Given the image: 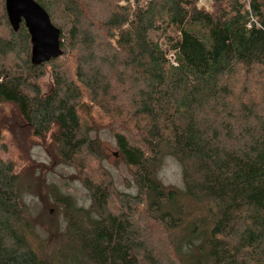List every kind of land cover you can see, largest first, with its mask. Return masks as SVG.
Returning <instances> with one entry per match:
<instances>
[{
    "label": "trees",
    "instance_id": "trees-1",
    "mask_svg": "<svg viewBox=\"0 0 264 264\" xmlns=\"http://www.w3.org/2000/svg\"><path fill=\"white\" fill-rule=\"evenodd\" d=\"M35 1L60 30L63 56L75 58L76 80L54 69L60 58L34 66L25 24L14 32L7 16L12 39L0 38V59L24 53L28 67H0V107L14 105L34 136L51 134L67 165L94 142L80 129L85 96L110 120L133 124L143 145L124 133L115 141L139 205L164 225L171 249L151 247L134 211L106 213L108 181L91 185V209L61 201L68 233L49 253L22 171L0 157V264H264V0H211V11L199 0ZM164 152L198 207L184 211L156 179Z\"/></svg>",
    "mask_w": 264,
    "mask_h": 264
},
{
    "label": "rangeland",
    "instance_id": "rangeland-1",
    "mask_svg": "<svg viewBox=\"0 0 264 264\" xmlns=\"http://www.w3.org/2000/svg\"><path fill=\"white\" fill-rule=\"evenodd\" d=\"M206 9L212 10L211 2ZM0 38L12 39L5 0H0ZM0 67L13 73L26 70L28 67L26 54L9 55L5 60L1 58ZM54 69L67 79L76 80V60L73 56L66 54L60 57ZM52 71L53 67L43 70L45 74L42 75L39 84L43 93L50 89ZM79 117L83 137L94 142H91L90 148H85L79 153L74 163L67 165L55 152L51 144V134L45 139L34 136L33 129L27 126L14 105L5 104L0 107L2 128L0 157L11 161L22 171L23 184L29 188L30 193L27 202L39 220L38 238L46 242L49 253L55 248L62 247L60 244L63 243V236L67 235L68 229L66 211L61 201L69 198L76 207L91 209L95 200L94 188L91 185L105 186L109 181L110 188L106 194L109 196V203L106 213L119 217L123 210L134 211L135 229L144 230V237L151 247H158L162 253L170 252L168 232L163 224L150 219L151 213L146 212V205H139L140 194L135 185V172L121 158L115 141L116 134L124 133L131 144L141 146L144 141L142 134L128 120L118 122L110 120L87 96L81 100ZM155 165L156 179L165 189H174L179 193V206L184 211L191 209L192 206L198 207L185 196L183 169L174 157L164 152ZM181 233L183 228L178 230L176 236L179 237Z\"/></svg>",
    "mask_w": 264,
    "mask_h": 264
},
{
    "label": "water",
    "instance_id": "water-1",
    "mask_svg": "<svg viewBox=\"0 0 264 264\" xmlns=\"http://www.w3.org/2000/svg\"><path fill=\"white\" fill-rule=\"evenodd\" d=\"M5 5L14 32H18L23 23L28 30L32 45L31 61L34 66H41L63 56L61 32L35 0H6Z\"/></svg>",
    "mask_w": 264,
    "mask_h": 264
},
{
    "label": "built area",
    "instance_id": "built-area-1",
    "mask_svg": "<svg viewBox=\"0 0 264 264\" xmlns=\"http://www.w3.org/2000/svg\"><path fill=\"white\" fill-rule=\"evenodd\" d=\"M244 1L247 3L248 6H250L249 0H244ZM210 2L211 0H199V5L201 7L207 8L210 5ZM248 27L251 28V24Z\"/></svg>",
    "mask_w": 264,
    "mask_h": 264
}]
</instances>
